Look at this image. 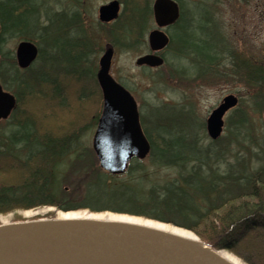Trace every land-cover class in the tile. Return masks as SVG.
<instances>
[{
	"label": "trees",
	"instance_id": "1",
	"mask_svg": "<svg viewBox=\"0 0 264 264\" xmlns=\"http://www.w3.org/2000/svg\"><path fill=\"white\" fill-rule=\"evenodd\" d=\"M175 1L181 15L168 31L167 50L174 51V57L189 59L193 70L205 64L204 71L194 73L197 77L221 75V60L226 56L229 68L224 69L251 92L248 107L261 116L264 64L224 45L209 63L191 48L175 50V30L182 29L191 43L198 42L191 33L200 28L197 12L206 2L190 0L187 14L184 1ZM62 2L60 11L45 8L41 16L30 0H0V82L17 100L18 108L11 116L19 127L16 131L26 128L30 132L19 140H0V215L53 207L62 212L88 210L139 217L191 231L204 244L229 252L245 264H264V129L257 127L258 138L252 139V114L247 109H235L227 122L234 132L232 140L210 141L205 147L195 140L187 145L194 153L177 151L169 141L153 139L144 130L150 144L148 161L134 160L122 176L103 172L92 150L75 134L62 140L41 137L30 117L18 120L20 114L15 115L26 98L36 102L45 89L61 99L62 80H93L89 64L94 41L86 34L77 0ZM123 4L118 20L100 27L106 28L114 48L142 52L151 22L150 4L147 0H124ZM28 16H35L34 22ZM34 33L38 34V67L33 64L20 70L14 56L2 51L3 37L33 42ZM95 91L100 99L99 89ZM77 183L83 195L80 198L73 190Z\"/></svg>",
	"mask_w": 264,
	"mask_h": 264
},
{
	"label": "rangeland",
	"instance_id": "2",
	"mask_svg": "<svg viewBox=\"0 0 264 264\" xmlns=\"http://www.w3.org/2000/svg\"><path fill=\"white\" fill-rule=\"evenodd\" d=\"M30 1L33 8L39 9L41 16L44 15L45 8L50 7L54 11H60L61 7H64L62 0ZM110 1L112 0H77V11L82 14L81 21H84L86 34L91 35L94 41V53L90 56L91 63L89 64L93 71V80L86 78L82 82H75L72 79H64L60 82L62 86L60 92L63 93L60 96L63 98H55L56 92L52 91V93L51 90L45 91L44 89L36 102L34 99L26 98L23 100L24 104L20 105L17 110L15 116L20 114L18 120H23L26 116L30 117L41 137L47 136L49 138L50 136L62 140L65 138L64 136L75 134L84 146L91 149L92 137L102 105L101 98L99 99L95 95V90L98 88L95 81L98 58L106 46L112 45L106 37L105 27L109 25L105 26L104 29L100 27L97 20V9L100 5ZM118 1L121 3V10L123 11L124 0ZM147 1L151 7L153 0ZM183 1L184 12L188 14L189 7L192 5H190V0ZM203 1L206 2L199 7L197 12L200 16L197 24L200 28L191 33L198 39V42L191 43V40L184 36L183 30L178 29L172 33L174 49L187 52L191 48L198 57L209 63L215 56L214 54L224 45L231 51H236L240 56L244 55V58L252 59L256 64H264V0ZM28 17L31 23L34 22L35 16ZM41 19L43 20V18ZM153 28V23L150 22L147 32ZM35 33L33 43L36 44L38 34ZM20 40L21 38L18 36L4 35L2 51L10 52L14 56L15 47ZM144 46L145 49L138 53L114 48L115 52L109 74L133 96L137 104L141 127L143 131L146 130L147 133L151 134V138L156 140L163 138L172 143L171 145L177 151L190 153H194L195 150H192V146L187 147V145L193 144L195 140H197L198 146H207L210 140L205 132V120L222 98L230 94L239 98L240 104L237 109L244 111L247 109L252 114L249 115V118L253 130H250L249 133L253 136V140L258 138L257 127L260 126V130L261 128L264 129V113L258 116L250 111L248 105L251 100V92L240 82V79H233L226 72L224 68H229V61L226 56L221 60V75L213 77L207 74L205 77H197L194 73L204 71L206 69L205 64L193 70L189 59L174 57L175 52L167 49L163 51L165 66L162 68H137L134 65L136 58L147 53L146 36ZM37 63L35 62L33 65L36 68L38 67ZM231 115L232 112L224 118L225 125L219 140H232L231 136H234V132H231L230 128L227 127ZM93 117L95 119L91 121ZM16 128L19 127L14 125L12 117L1 121L0 140H8L7 138L19 140L30 133L26 128L20 131H16ZM81 128L82 130H80ZM240 133L238 140L241 139ZM143 161L147 162L148 157ZM73 190L77 191V198H80L79 195H82V191H80L78 183L77 188H73ZM83 212L85 216L89 215L88 210L71 213ZM62 214V211H56L53 207L16 211L7 215H0V224L13 222L16 219L30 221L34 218H48L51 215H55L56 218ZM93 214L100 216L119 215L111 212ZM141 220L147 222L143 218ZM188 232L197 238L194 233ZM226 253L245 264L237 256L229 252Z\"/></svg>",
	"mask_w": 264,
	"mask_h": 264
},
{
	"label": "water",
	"instance_id": "3",
	"mask_svg": "<svg viewBox=\"0 0 264 264\" xmlns=\"http://www.w3.org/2000/svg\"><path fill=\"white\" fill-rule=\"evenodd\" d=\"M119 9L116 0L101 5L97 10L99 22L116 20ZM152 14L156 29L147 35L150 53L136 58V67L163 65L158 53L169 44L164 29L178 20L180 11L174 0H154ZM113 53L108 45L98 60L95 76L102 93V109L91 148L99 168L119 176L133 159L146 158L150 144L141 129L135 100L109 75ZM37 55L32 42L20 41L14 53L17 67L28 68ZM237 105L238 98L230 94L210 112L205 127L211 141L220 137L223 117ZM15 107V97L0 85V121L6 120ZM91 215L94 214L89 211L81 218L59 216L0 224V264H232L222 255L223 251L196 237L108 217L89 218Z\"/></svg>",
	"mask_w": 264,
	"mask_h": 264
},
{
	"label": "bare ground",
	"instance_id": "4",
	"mask_svg": "<svg viewBox=\"0 0 264 264\" xmlns=\"http://www.w3.org/2000/svg\"><path fill=\"white\" fill-rule=\"evenodd\" d=\"M81 216H85V213H69V214H65V215H61V218L63 219H69V218H81ZM89 218H104V217H108L111 220H118V221H128V222H132V223H138V224H144V225H148V226H154L158 229H162V230H167V231H171L174 232L175 234L181 235V236H185V237H193V235L188 232V231H184V230H180V229H173L170 226H166V225H160V224H156L154 222L151 221H143L141 219H136V218H128L126 216H117V215H112V214H107V215H91L88 216ZM222 255L232 264H243L241 261H239L237 258H235L234 256L226 253V252H222Z\"/></svg>",
	"mask_w": 264,
	"mask_h": 264
}]
</instances>
